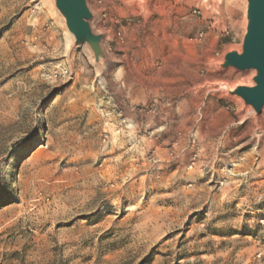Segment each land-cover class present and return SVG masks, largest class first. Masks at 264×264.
I'll use <instances>...</instances> for the list:
<instances>
[{"label": "rangeland", "instance_id": "1", "mask_svg": "<svg viewBox=\"0 0 264 264\" xmlns=\"http://www.w3.org/2000/svg\"><path fill=\"white\" fill-rule=\"evenodd\" d=\"M87 1L101 76L46 0H0V264H264V110L217 67L244 4Z\"/></svg>", "mask_w": 264, "mask_h": 264}, {"label": "water", "instance_id": "2", "mask_svg": "<svg viewBox=\"0 0 264 264\" xmlns=\"http://www.w3.org/2000/svg\"><path fill=\"white\" fill-rule=\"evenodd\" d=\"M62 22L69 38L68 55L84 45L89 49L99 75L111 62L103 45L104 32L96 31L92 21L96 13L87 0H46ZM245 6L241 45L228 49L217 62L219 70L249 72L246 83L221 88L236 98L254 121L264 110V0H240ZM206 6L217 8L220 0H203Z\"/></svg>", "mask_w": 264, "mask_h": 264}, {"label": "crops", "instance_id": "3", "mask_svg": "<svg viewBox=\"0 0 264 264\" xmlns=\"http://www.w3.org/2000/svg\"><path fill=\"white\" fill-rule=\"evenodd\" d=\"M21 2H25V0H18V4H20ZM22 7L20 6L19 9H21ZM69 87L72 88V86ZM82 93L84 94L83 96H76L72 98V103L81 110H84L86 109V105H89L91 103L90 97H86V86L82 87Z\"/></svg>", "mask_w": 264, "mask_h": 264}, {"label": "built area", "instance_id": "4", "mask_svg": "<svg viewBox=\"0 0 264 264\" xmlns=\"http://www.w3.org/2000/svg\"><path fill=\"white\" fill-rule=\"evenodd\" d=\"M26 2H33V1H35V0H25Z\"/></svg>", "mask_w": 264, "mask_h": 264}, {"label": "bare ground", "instance_id": "5", "mask_svg": "<svg viewBox=\"0 0 264 264\" xmlns=\"http://www.w3.org/2000/svg\"><path fill=\"white\" fill-rule=\"evenodd\" d=\"M61 23H62V22H61ZM62 25H63V24H62ZM83 47H86V48H87V46H86V45H84ZM83 47H82V48H83Z\"/></svg>", "mask_w": 264, "mask_h": 264}]
</instances>
